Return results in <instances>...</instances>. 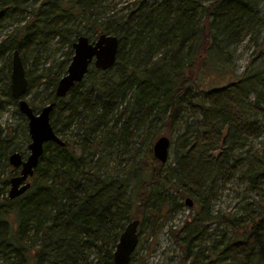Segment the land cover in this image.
Instances as JSON below:
<instances>
[{"label": "trees", "instance_id": "1", "mask_svg": "<svg viewBox=\"0 0 264 264\" xmlns=\"http://www.w3.org/2000/svg\"><path fill=\"white\" fill-rule=\"evenodd\" d=\"M109 1L0 0V113L10 103L21 118L20 130L2 133L0 126V264H87L92 254L95 264H113L119 234L133 216L154 234L187 197L193 213L169 228L182 258L264 264V65L251 63L220 88L205 84L213 71L226 70L218 61L223 48L259 36L264 0H130L118 10L108 9ZM100 34L118 39L114 66L91 67L57 99L73 42ZM54 46L67 48L64 61L54 60ZM14 50L25 67V96L38 86L33 73L49 92L46 105L54 103L50 122L65 145L46 143L29 189L9 199L8 156L25 155L29 142L27 121L9 90ZM29 105L35 113L43 108ZM183 114L190 119L183 144L164 166L152 153L156 122L172 125ZM19 131L20 142H12ZM143 143L142 158L122 155ZM124 160L133 162L125 171ZM227 181L255 196L238 216L211 212L215 184ZM191 236L208 243L193 251L183 243Z\"/></svg>", "mask_w": 264, "mask_h": 264}, {"label": "rangeland", "instance_id": "2", "mask_svg": "<svg viewBox=\"0 0 264 264\" xmlns=\"http://www.w3.org/2000/svg\"><path fill=\"white\" fill-rule=\"evenodd\" d=\"M212 1L214 0H201V3L203 5H206L211 3ZM129 2L130 0H112L107 3L106 7H108V9H113L114 6H116V9L118 10L124 7ZM258 9L260 11V15L264 17L263 2L259 3ZM111 14L112 13L110 11L106 12L107 16H110ZM55 48L56 46H54V60L57 62L64 61L67 48L65 47L58 51H55ZM228 51H231V53ZM263 54L264 25L258 37L257 35H248L234 48H230L229 50L223 48L222 54H219L218 56V61H222L220 63L221 66L226 64V70L224 69L222 72L219 69L213 71L215 72L214 75L207 76V82H205V84L209 87L220 88L228 82L234 81L236 77H240L244 74L251 63L254 62L256 65L262 63L264 65ZM255 57H257L258 60L254 61ZM218 61L214 60L217 68L219 67V65L217 64ZM46 66L41 65L39 66V69H42ZM28 69L29 65L26 64V70ZM31 77L34 83H36L38 86L33 89L30 94L25 96V99L28 103H31L36 107H44V105H46L47 103L46 99L49 92L45 90L42 79L37 80V78H35L36 75H33V73ZM14 109V106L9 103L0 113V126L2 129V133H5L8 130H15L16 128L20 130L18 126L21 123V118L19 115L14 113ZM186 116V114H183L182 117L172 125L164 122L165 119L164 121L156 122V127L157 129H159L157 137H159L160 135H165L171 141L168 160L166 161V163H164V166H168V164L173 163L175 155L174 151L177 147L179 148L183 144L181 143V137L185 133L187 122H190V119L186 120ZM141 131H143V129ZM21 133L22 132L19 131V135L17 136V138L12 139V142H20V138H22ZM252 142L255 147H258L260 144V139L253 140ZM145 144L146 143H143L142 146H138V144H136L134 148L131 147L132 145H130L127 148H124V153L122 155L125 156L127 153H136V158H142L144 156ZM25 152L26 155L27 149ZM124 161V166L121 165V167H123V170L125 171L132 166L133 162L131 160ZM7 172L8 171H6L5 169L4 173L6 174ZM17 172L18 170L11 166L8 174L11 177ZM29 181H31L30 178ZM214 192L216 194L215 199L210 202L212 214L219 213L221 215L238 216V214L242 212L243 204L255 197L253 194L247 192L242 184L233 181H227L226 183H216L214 186ZM177 200L178 202H182L179 199ZM182 204L183 205L176 212H173L171 215L165 217L164 222L161 223V227L156 233L152 234L151 232H149L148 226L146 224L145 226H138L137 231L139 241L129 264H189V257L182 258L183 252L181 251L180 247L175 244L174 238L169 234L170 227L179 228L183 225L185 220H188L190 218V215L193 213L191 207L186 205L184 201L182 202ZM137 212L138 209L134 206L132 209V213L135 214ZM133 218L136 217L133 216ZM210 227L212 228L214 227V225H211ZM205 238L206 237L204 236H199L196 238H192L191 236L187 237V241L184 240L183 243L184 245L190 247L193 251H197L199 247L207 245L208 239ZM95 263L96 257L94 254H92L90 261L87 264Z\"/></svg>", "mask_w": 264, "mask_h": 264}, {"label": "water", "instance_id": "3", "mask_svg": "<svg viewBox=\"0 0 264 264\" xmlns=\"http://www.w3.org/2000/svg\"><path fill=\"white\" fill-rule=\"evenodd\" d=\"M72 57L63 75L54 90L57 99H64L72 88L83 81L89 69L93 67L99 71L111 69L117 58L118 39L115 36L100 34L94 41L85 36H79L72 44ZM28 81L25 67L18 50H14L10 60L9 90L13 99L17 100L18 112L27 121L29 142L27 154L22 155L15 151L8 156V163L18 173L9 178L7 197L16 198L29 189L28 181L34 174L40 157L44 151V145L48 142L64 146L61 137L54 131L50 114L54 103H50L34 112L25 99ZM171 141L165 135L157 137L152 144V153L160 163H166L169 156ZM185 204L192 206V200L185 198ZM139 220L133 218L128 221L121 233L112 253L113 264H129L132 254L138 245Z\"/></svg>", "mask_w": 264, "mask_h": 264}, {"label": "flooded vegetation", "instance_id": "4", "mask_svg": "<svg viewBox=\"0 0 264 264\" xmlns=\"http://www.w3.org/2000/svg\"><path fill=\"white\" fill-rule=\"evenodd\" d=\"M18 170V169H17ZM18 173V172H17ZM28 181H29V179H28Z\"/></svg>", "mask_w": 264, "mask_h": 264}]
</instances>
